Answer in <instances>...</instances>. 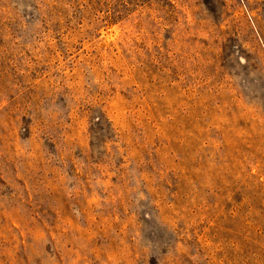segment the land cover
<instances>
[{
	"label": "rangeland",
	"instance_id": "obj_1",
	"mask_svg": "<svg viewBox=\"0 0 264 264\" xmlns=\"http://www.w3.org/2000/svg\"><path fill=\"white\" fill-rule=\"evenodd\" d=\"M0 264H264V0H0Z\"/></svg>",
	"mask_w": 264,
	"mask_h": 264
}]
</instances>
